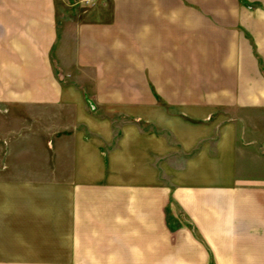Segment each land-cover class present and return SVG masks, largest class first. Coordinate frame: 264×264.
<instances>
[{
    "label": "crops",
    "instance_id": "crops-1",
    "mask_svg": "<svg viewBox=\"0 0 264 264\" xmlns=\"http://www.w3.org/2000/svg\"><path fill=\"white\" fill-rule=\"evenodd\" d=\"M75 3L0 0V264H264V0Z\"/></svg>",
    "mask_w": 264,
    "mask_h": 264
},
{
    "label": "rangeland",
    "instance_id": "rangeland-1",
    "mask_svg": "<svg viewBox=\"0 0 264 264\" xmlns=\"http://www.w3.org/2000/svg\"><path fill=\"white\" fill-rule=\"evenodd\" d=\"M73 2L75 3V1L73 0ZM93 5L87 4L83 1H76L75 6H74V10H76L77 15L80 13L81 15L79 16V18H84V16L82 15L84 13L85 10L87 9H91Z\"/></svg>",
    "mask_w": 264,
    "mask_h": 264
},
{
    "label": "built area",
    "instance_id": "built-area-1",
    "mask_svg": "<svg viewBox=\"0 0 264 264\" xmlns=\"http://www.w3.org/2000/svg\"><path fill=\"white\" fill-rule=\"evenodd\" d=\"M82 1L87 3V4H93V3L97 2L98 0H82Z\"/></svg>",
    "mask_w": 264,
    "mask_h": 264
}]
</instances>
